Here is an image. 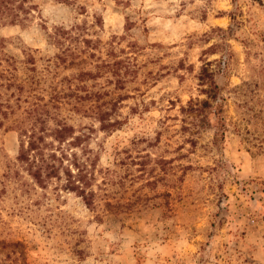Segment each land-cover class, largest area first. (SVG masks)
Instances as JSON below:
<instances>
[{
  "label": "rangeland",
  "instance_id": "rangeland-1",
  "mask_svg": "<svg viewBox=\"0 0 264 264\" xmlns=\"http://www.w3.org/2000/svg\"><path fill=\"white\" fill-rule=\"evenodd\" d=\"M224 53L215 144V118L190 107L214 104L198 74ZM42 110L81 137L93 209L16 162ZM102 112L121 125L102 131ZM0 264H264V0H16L0 14Z\"/></svg>",
  "mask_w": 264,
  "mask_h": 264
},
{
  "label": "trees",
  "instance_id": "trees-1",
  "mask_svg": "<svg viewBox=\"0 0 264 264\" xmlns=\"http://www.w3.org/2000/svg\"><path fill=\"white\" fill-rule=\"evenodd\" d=\"M15 1L0 0V14L12 13V4ZM229 59L230 54L224 53L215 71L208 68L209 63H204L200 68L198 80L201 85L207 86L202 91L214 104L203 101L190 105V109L200 117L199 121L204 123L211 115L215 118V126L218 128L214 134L215 144L223 137V108L220 103L216 102L220 87L214 79L216 76L224 75ZM41 112L34 115L29 129L19 132L16 162L41 189L46 188L51 179H60L62 176L64 178L62 188L75 193L86 207L93 209L95 193L91 187L94 164L89 159L80 160L76 153V149L81 146V137L75 135V129L63 121L56 120L53 125H48L46 117L48 111L42 110ZM107 116L105 112L97 116L99 128L102 131H109L121 125L118 122H110Z\"/></svg>",
  "mask_w": 264,
  "mask_h": 264
}]
</instances>
